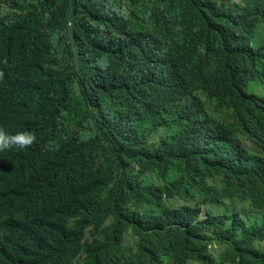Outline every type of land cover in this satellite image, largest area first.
Masks as SVG:
<instances>
[{
	"label": "trees",
	"instance_id": "trees-1",
	"mask_svg": "<svg viewBox=\"0 0 264 264\" xmlns=\"http://www.w3.org/2000/svg\"><path fill=\"white\" fill-rule=\"evenodd\" d=\"M232 1L0 0V40L21 20L50 75L6 96L4 120L34 109L36 143L0 180V264H264V135L182 134L163 94L228 98L261 131L264 0Z\"/></svg>",
	"mask_w": 264,
	"mask_h": 264
},
{
	"label": "clouds",
	"instance_id": "clouds-1",
	"mask_svg": "<svg viewBox=\"0 0 264 264\" xmlns=\"http://www.w3.org/2000/svg\"><path fill=\"white\" fill-rule=\"evenodd\" d=\"M237 1L229 5L240 3V0ZM71 26L72 23L68 21L67 29ZM41 42L42 40L36 37L35 30H28L27 25L21 20L11 40H0V180L10 175L17 164L27 163L23 153L36 143V135L31 132L34 119L33 108L24 106L25 112H21L17 118L4 120L2 115L8 107L7 95L19 93L39 78L46 79L50 76L46 70H39L36 62L26 59L27 56L34 55L32 46L39 45ZM6 67L19 71L31 69L32 76L28 83L24 84L17 74L7 71ZM1 90L5 92L2 93ZM257 91L263 93L259 89ZM163 94L173 104L175 112L172 115L175 120L179 117L177 125L184 129L182 134L189 132V134H197L200 139H211L221 148H233L237 144L252 145L251 140L257 135H264V125L261 131L253 136L243 134L242 129L237 126L236 109L228 98L217 99L210 94L194 90L185 83H180ZM260 155L264 160V151ZM13 204L12 198L0 192V227L6 220L7 207L12 208ZM183 205H185L183 199H176L173 203L175 208ZM205 217L206 211L202 208L199 219ZM258 252L262 254L260 248ZM192 263L195 262L189 264Z\"/></svg>",
	"mask_w": 264,
	"mask_h": 264
},
{
	"label": "rangeland",
	"instance_id": "rangeland-1",
	"mask_svg": "<svg viewBox=\"0 0 264 264\" xmlns=\"http://www.w3.org/2000/svg\"><path fill=\"white\" fill-rule=\"evenodd\" d=\"M234 2H238L237 0H234L231 4H233ZM127 242L129 243L128 245H131L132 244V238L130 236H127ZM192 264H195V263H192Z\"/></svg>",
	"mask_w": 264,
	"mask_h": 264
}]
</instances>
